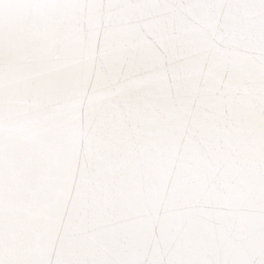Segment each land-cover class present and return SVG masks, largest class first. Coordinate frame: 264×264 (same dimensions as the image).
I'll use <instances>...</instances> for the list:
<instances>
[{"label": "snow or ice", "instance_id": "6c2138e0", "mask_svg": "<svg viewBox=\"0 0 264 264\" xmlns=\"http://www.w3.org/2000/svg\"><path fill=\"white\" fill-rule=\"evenodd\" d=\"M0 264H264V0H0Z\"/></svg>", "mask_w": 264, "mask_h": 264}]
</instances>
